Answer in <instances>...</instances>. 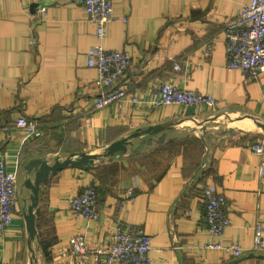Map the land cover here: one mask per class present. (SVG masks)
I'll return each mask as SVG.
<instances>
[{
  "label": "crops",
  "instance_id": "1",
  "mask_svg": "<svg viewBox=\"0 0 264 264\" xmlns=\"http://www.w3.org/2000/svg\"><path fill=\"white\" fill-rule=\"evenodd\" d=\"M249 2L113 0L105 44L128 54L133 66L114 86L127 97L97 109L99 75L87 66L96 27L84 0H0V164L18 174L14 220L0 230V264H68L62 249L72 236L106 247L120 220L153 237L156 264H264V250L252 251L255 226L264 224V155L252 151L264 133V76L251 81L227 68L224 35L226 22ZM166 81L217 102L152 105L149 91ZM134 94L138 105L129 103ZM20 116L37 119L39 135L18 128ZM167 122L177 128L139 136L126 153L104 156L112 143ZM80 153L99 158L89 170L69 165L41 185L38 236L30 245L26 164ZM87 185L99 193L98 221L78 218L68 204ZM206 187L227 198L231 225L221 237L203 223ZM217 241L240 244L244 255L232 259L201 247ZM85 264L105 263L91 256Z\"/></svg>",
  "mask_w": 264,
  "mask_h": 264
},
{
  "label": "built area",
  "instance_id": "2",
  "mask_svg": "<svg viewBox=\"0 0 264 264\" xmlns=\"http://www.w3.org/2000/svg\"><path fill=\"white\" fill-rule=\"evenodd\" d=\"M84 8L88 18L96 27V44L87 53V66L98 72V84L102 92L97 98L96 108L102 109L127 97L125 88L121 86L114 88V86L133 66V60L128 54L110 50L105 44L107 26L115 17L113 0H84ZM41 11H44V8ZM224 35L227 68L240 70L251 81L264 76V0H250L245 4L236 18L226 22ZM174 69L180 71L181 67L177 64ZM148 97L150 103L157 107L214 106L217 102L212 96L182 89L170 81L152 88ZM141 102L142 99L135 94L129 100L133 105ZM16 125L28 134L39 135L37 119L20 116ZM252 151L258 156L264 155V133L252 146ZM258 174L264 178V161L259 167ZM204 195L206 196L203 213L205 228L212 236L221 237L231 225L227 212V198L223 194H215V190L211 187L204 189ZM17 201L18 174L0 164V230H7L13 223ZM68 204L78 218L87 221H98L101 218L98 208L99 195L94 185H87L71 195ZM263 236L264 224L258 222L255 226L253 253L264 250ZM153 242V237L140 225L120 220L115 224L110 243L106 247H92L85 236L76 234L70 238L62 252L69 258L68 264H85L86 259L91 256L105 264H156L151 254L154 248ZM201 247L207 250H219L232 259H239L244 255V248L238 243L217 241Z\"/></svg>",
  "mask_w": 264,
  "mask_h": 264
},
{
  "label": "water",
  "instance_id": "3",
  "mask_svg": "<svg viewBox=\"0 0 264 264\" xmlns=\"http://www.w3.org/2000/svg\"><path fill=\"white\" fill-rule=\"evenodd\" d=\"M178 122H167L156 126H150L143 130L131 134L128 138H124L112 143L104 156H115L124 154L128 150V146L132 145V139L143 135H155L166 130L177 128ZM264 128V126H263ZM99 157L97 155H89L86 153L71 154L65 160L57 158L53 164L45 158L31 159L25 166L27 178L24 180V186L31 192V204L25 211L24 218L26 221L27 230L29 232V244L38 236V229L36 226V219L40 215L39 195L41 185L50 180L51 175H56L63 168L71 165L83 169H91L94 167V162Z\"/></svg>",
  "mask_w": 264,
  "mask_h": 264
},
{
  "label": "trees",
  "instance_id": "4",
  "mask_svg": "<svg viewBox=\"0 0 264 264\" xmlns=\"http://www.w3.org/2000/svg\"><path fill=\"white\" fill-rule=\"evenodd\" d=\"M96 189H97V188H96ZM97 192H98V191H97ZM98 195H99V193H98ZM99 201H100V198H99ZM41 222H42V218L39 219V228L42 227ZM41 247H42V250H43V254H44V256H45L47 259H50V258H51V257H50V255H51V253H50V243L47 242L43 237H41Z\"/></svg>",
  "mask_w": 264,
  "mask_h": 264
}]
</instances>
